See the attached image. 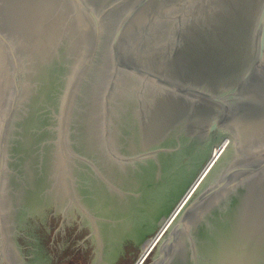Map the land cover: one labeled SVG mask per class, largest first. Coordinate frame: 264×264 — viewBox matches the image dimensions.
<instances>
[{
  "label": "water",
  "instance_id": "water-1",
  "mask_svg": "<svg viewBox=\"0 0 264 264\" xmlns=\"http://www.w3.org/2000/svg\"><path fill=\"white\" fill-rule=\"evenodd\" d=\"M152 237L139 264H264V0H0V264Z\"/></svg>",
  "mask_w": 264,
  "mask_h": 264
},
{
  "label": "bare ground",
  "instance_id": "bare-ground-1",
  "mask_svg": "<svg viewBox=\"0 0 264 264\" xmlns=\"http://www.w3.org/2000/svg\"><path fill=\"white\" fill-rule=\"evenodd\" d=\"M227 143H228V138H225L223 141L220 142V144L217 146V148L215 149V151L212 153V157H211V159L209 160L207 166H208V165H209V164H210V163H211L216 157H218V155L220 154V152L223 150V148L226 146ZM207 166H206V167H207ZM204 171H205V169L200 173V175H199L198 178L196 179V182H198V181L201 179L202 174H203ZM183 200H184V199H183ZM182 202H183V201H181V203L175 205V207H174V212H176V210L179 208V206L182 204ZM172 216H173V214H172L170 217H166V218H165V221H164L165 224H164V226H166V225L169 223V221H170V219H171ZM164 222H163V223H164ZM159 229H162V227H161V228L159 227ZM159 232H160V231H159ZM158 235H159V234L157 233V235L155 236V238H156ZM155 238L152 237V238L149 240V242L147 243V245L144 247V249L142 250L141 254H140L139 257H138L139 260H138L137 264H139L140 261L143 260V258L145 257L147 251H148V250L150 249V247L152 246V244H153Z\"/></svg>",
  "mask_w": 264,
  "mask_h": 264
},
{
  "label": "flooded vegetation",
  "instance_id": "flooded-vegetation-1",
  "mask_svg": "<svg viewBox=\"0 0 264 264\" xmlns=\"http://www.w3.org/2000/svg\"><path fill=\"white\" fill-rule=\"evenodd\" d=\"M28 224H29V223H28ZM28 224H27V226H28ZM27 226L24 228L25 230H23V231H24V233H23V234H21V235H19V237H18V238H20L21 236H24V234H26V232H25V231H27V230H28V227H27ZM141 252H142V251H141ZM139 255H140V254H139ZM138 257H139V256H138ZM138 257H137V258H138ZM137 258H136V259H137Z\"/></svg>",
  "mask_w": 264,
  "mask_h": 264
},
{
  "label": "rangeland",
  "instance_id": "rangeland-1",
  "mask_svg": "<svg viewBox=\"0 0 264 264\" xmlns=\"http://www.w3.org/2000/svg\"><path fill=\"white\" fill-rule=\"evenodd\" d=\"M227 138H228V137H227ZM211 156H212V155H211ZM211 156L209 157V159L211 158ZM209 159H208V160H209ZM208 160H207V161H208ZM206 163H207V162H206ZM206 163H205V164H206ZM205 164H204V166H205ZM204 166H203V167H204ZM203 167H202V168H203ZM202 168H201V170H202ZM201 170H200V171H201ZM200 171H199V172H200ZM198 174H199V173H198ZM198 174H197V175H198ZM197 175H196V176H197ZM175 205H176V204H175ZM174 207H175V206H174ZM174 207H173V208H174ZM158 229H159V228H158ZM158 229H157V230H158ZM140 254H141V253H140Z\"/></svg>",
  "mask_w": 264,
  "mask_h": 264
}]
</instances>
